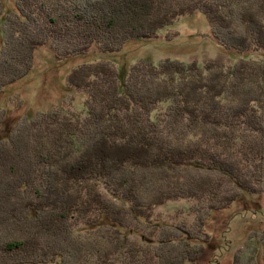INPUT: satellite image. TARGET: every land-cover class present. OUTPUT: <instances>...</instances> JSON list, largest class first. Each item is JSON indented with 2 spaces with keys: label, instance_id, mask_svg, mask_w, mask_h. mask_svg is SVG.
<instances>
[{
  "label": "trees",
  "instance_id": "obj_1",
  "mask_svg": "<svg viewBox=\"0 0 264 264\" xmlns=\"http://www.w3.org/2000/svg\"><path fill=\"white\" fill-rule=\"evenodd\" d=\"M196 12L224 50L261 57L142 59L123 75L84 63L66 78L87 93L84 115L41 112L29 138L26 125L1 136L0 108V264H197L213 247L209 216L264 193V0H0V90L43 45L59 60L113 54ZM187 198L207 201L194 229L153 217ZM253 234L246 264H264V229Z\"/></svg>",
  "mask_w": 264,
  "mask_h": 264
},
{
  "label": "rangeland",
  "instance_id": "obj_2",
  "mask_svg": "<svg viewBox=\"0 0 264 264\" xmlns=\"http://www.w3.org/2000/svg\"><path fill=\"white\" fill-rule=\"evenodd\" d=\"M3 2L6 9L15 8V0ZM1 44L0 35V46ZM240 57L259 59L261 56L259 52L239 56L224 50L211 37L206 17L200 12L181 16L174 24L160 30L156 38L129 42L113 54L103 53L97 45H92L84 56L59 60L49 44L43 45L34 52L33 69L29 75L0 90V108L6 114L1 136L21 125H26L25 135L28 138L37 136L45 124L35 128L28 125L27 120L36 121L41 112L62 109L70 115H84L86 91L72 88L66 81L71 70L84 63H109L123 75L142 59H150L155 64L166 59L197 62L201 65L218 61L228 66L237 62ZM23 126L22 129H26ZM194 140L192 138L191 142ZM175 142L185 145L187 139L179 135ZM201 173L204 174V170ZM191 174L199 176L200 172L192 170ZM206 204V200L189 198L167 201L154 208L153 217L163 225L194 229L196 216L204 213ZM262 229L264 193L243 195L229 210L216 211L209 216L207 230L212 236L213 247L205 251L197 264H233L235 255H238L239 264H246L251 254L250 238L253 237V232L260 234ZM82 232L85 236L91 235L95 233V228H88V231L83 228ZM130 238L133 240L136 236L130 234Z\"/></svg>",
  "mask_w": 264,
  "mask_h": 264
}]
</instances>
